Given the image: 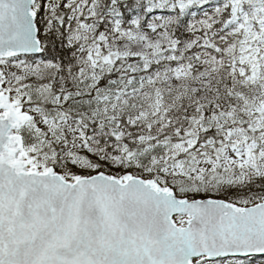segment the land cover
I'll return each mask as SVG.
<instances>
[{
    "label": "snow or ice",
    "instance_id": "obj_1",
    "mask_svg": "<svg viewBox=\"0 0 264 264\" xmlns=\"http://www.w3.org/2000/svg\"><path fill=\"white\" fill-rule=\"evenodd\" d=\"M0 264H264V0H0Z\"/></svg>",
    "mask_w": 264,
    "mask_h": 264
}]
</instances>
